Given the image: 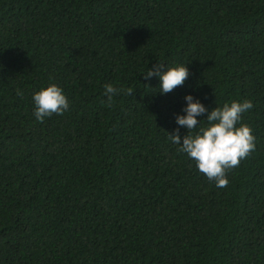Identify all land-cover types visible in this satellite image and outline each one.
<instances>
[{
	"label": "trees",
	"instance_id": "trees-1",
	"mask_svg": "<svg viewBox=\"0 0 264 264\" xmlns=\"http://www.w3.org/2000/svg\"><path fill=\"white\" fill-rule=\"evenodd\" d=\"M158 64L188 79L162 94ZM187 94L253 103L225 188L168 139ZM0 264H264V0H0Z\"/></svg>",
	"mask_w": 264,
	"mask_h": 264
},
{
	"label": "clouds",
	"instance_id": "clouds-1",
	"mask_svg": "<svg viewBox=\"0 0 264 264\" xmlns=\"http://www.w3.org/2000/svg\"><path fill=\"white\" fill-rule=\"evenodd\" d=\"M162 64L149 68L142 73L145 79L152 76L159 78V92L169 93L182 86L188 79L189 70L186 65H168L161 71ZM124 91L131 95V89L124 90L112 84L104 85V92L109 103L118 93ZM18 95L22 93L18 90ZM187 101L184 115L176 116V123L188 130L183 136L179 128L168 133V139L180 145L178 151L186 153L195 161L196 167L209 181H214L217 188L228 186L227 173L239 167L241 161L255 150V136L251 127L243 123V114L253 108L251 100L224 102L222 106L208 109L191 94L185 96ZM35 105L34 115L40 122L53 114L62 115L69 109V100L62 87L56 83H48L33 93ZM206 115V124L197 120L198 116Z\"/></svg>",
	"mask_w": 264,
	"mask_h": 264
}]
</instances>
